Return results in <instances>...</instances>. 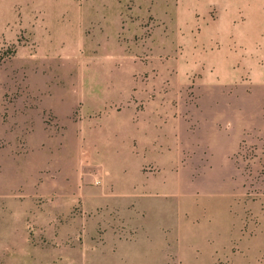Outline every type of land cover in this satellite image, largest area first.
Segmentation results:
<instances>
[{"label":"rangeland","instance_id":"rangeland-1","mask_svg":"<svg viewBox=\"0 0 264 264\" xmlns=\"http://www.w3.org/2000/svg\"><path fill=\"white\" fill-rule=\"evenodd\" d=\"M205 3L0 0V264H264V150L247 143L264 129V0ZM237 53L249 78L201 85L205 55ZM98 175L138 180L149 209L110 211Z\"/></svg>","mask_w":264,"mask_h":264},{"label":"crops","instance_id":"crops-1","mask_svg":"<svg viewBox=\"0 0 264 264\" xmlns=\"http://www.w3.org/2000/svg\"><path fill=\"white\" fill-rule=\"evenodd\" d=\"M231 1V2H230ZM228 2L230 3V6L233 5H244V4H248L249 0H228ZM240 2V3H239ZM218 0H209V3H205V7H212V6H218ZM250 59L252 58L251 55ZM248 56V58H249ZM239 59L240 56L239 54H231L230 58L224 62L223 59H219V61L216 63H212L211 57H208L207 55H205L204 59H203V63H202V69L201 72L202 74L200 75V82L201 85L203 86H211L213 82H218L217 80V74L218 72H221L222 74H224L223 76H218V77H222V78H226L228 79V81L233 82V81H237L241 75H246L247 78H249L251 72H255V67H254V61L253 60H249L247 61V65H244L245 68L244 69H236L234 70L233 65H237L239 63ZM229 65V66H227ZM245 70V71H244ZM220 73V74H221ZM249 74V75H248ZM263 76V75H262ZM235 83V82H234ZM147 134H153L152 133V128L149 127H145V128H141L139 129V141L141 143H146L149 140V138L147 137ZM224 134L218 130L217 128H213L211 131V135L209 136L208 142L211 144L213 149H216V147L220 146L221 142H222V146H224L226 144V138L223 139ZM248 145H253L258 149H263L264 150V129H258V131H255L254 129V133L252 134V139L251 141L247 142ZM231 145V144H230ZM243 146V142H239L236 141L234 143H232L231 145V150L230 153L226 154L224 156L225 161L227 162H237L235 155L237 154V152L241 149V147ZM156 162H171V158L169 157V155L164 156V157H156ZM121 166V165H120ZM123 167H120V170H122ZM91 170L95 171L94 168H91ZM136 173H138L139 171L142 172V169L140 168V165L136 167ZM134 176V175H133ZM100 183H101V191H102V198L103 199H108V201H112V203H109L106 201V203H109L110 205V211L112 212H119L120 214H125L128 215L126 220H129L131 218L130 215L133 214V212L137 213L136 214H145V210L146 208H148V204H146V202L144 201L147 197H148V193L146 191H144L145 189H143V187L140 186V183L138 182V180H130V179H124L123 177L119 176L115 179V181L113 183H115L116 187H117V191L114 192L113 190H109L106 189V182L104 181L103 177L101 175H98ZM131 178H135L131 177ZM162 182L160 179H158L157 181H153L152 183L157 184V185H161ZM114 200H124V207H123V211L121 212L122 208H114L112 204ZM105 205V204H104ZM133 205V206H132ZM140 209L141 212H139L137 210V208ZM149 209V208H148ZM106 213H107V208H105ZM128 213V214H127ZM139 221V220H138ZM130 222V221H129ZM245 248H249L255 245V240H252L251 238L249 239V236H247L245 238ZM264 247V242L262 244H260L259 247Z\"/></svg>","mask_w":264,"mask_h":264}]
</instances>
